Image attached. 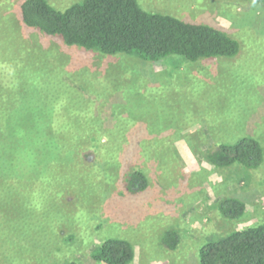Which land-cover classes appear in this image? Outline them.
Listing matches in <instances>:
<instances>
[{
	"label": "rangeland",
	"instance_id": "374dc122",
	"mask_svg": "<svg viewBox=\"0 0 264 264\" xmlns=\"http://www.w3.org/2000/svg\"><path fill=\"white\" fill-rule=\"evenodd\" d=\"M23 1L0 0V86L7 87L8 100L11 89L21 91L66 125L123 124L126 134L166 140L140 153L146 156L141 166L125 167L103 147L84 151L92 155V167H73L66 175L72 220L56 225L61 238L75 240L62 244L59 264H93L92 254L110 238L131 243V264H201L203 246L264 224V158L256 170L219 168L207 159L245 137L257 140L264 155V6L248 0H138L143 10L216 28L240 45L234 58L192 63L179 56L147 62L69 47L26 27ZM82 1L48 0L61 11ZM70 136L62 131L58 138ZM133 169H143L149 180V188L136 195L127 193ZM229 197L247 205L242 219H225L216 208ZM171 231L179 238L175 250L163 242Z\"/></svg>",
	"mask_w": 264,
	"mask_h": 264
},
{
	"label": "trees",
	"instance_id": "16d2710c",
	"mask_svg": "<svg viewBox=\"0 0 264 264\" xmlns=\"http://www.w3.org/2000/svg\"><path fill=\"white\" fill-rule=\"evenodd\" d=\"M248 1L264 6V0ZM21 21L29 29L59 37L69 47L104 56L127 55L147 62L179 56L196 63L234 58L240 52L239 43L223 31L148 12L138 0H83L64 11L48 0H24ZM5 88L0 86V264H59L62 244L75 240L73 235L61 238L56 225L57 220H72L71 205L64 199L72 196L66 175L73 167H92V155L84 151L103 147L125 167L128 163L141 166L146 156L140 153L147 154L156 144L163 147L166 140L126 134L123 124L106 128L76 120V125H66L65 119L45 115L31 94L10 88L15 94L8 100ZM62 131L73 133L74 138L59 141ZM208 155V161L219 168L237 164L250 170L258 169L264 158L261 145L252 137L222 145ZM128 176L127 193L136 195L149 188L143 169H133ZM216 208L231 221L242 219L248 210L243 201L232 197ZM163 242L175 250L177 232H168ZM91 257L93 264H131L135 251L127 240L110 238ZM200 263L264 264V224L233 231L203 246Z\"/></svg>",
	"mask_w": 264,
	"mask_h": 264
}]
</instances>
